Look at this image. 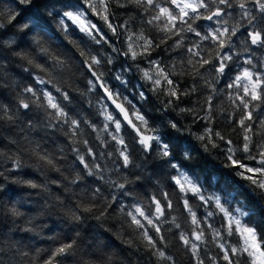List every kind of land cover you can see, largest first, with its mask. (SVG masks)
Returning a JSON list of instances; mask_svg holds the SVG:
<instances>
[{
  "label": "clouds",
  "instance_id": "obj_1",
  "mask_svg": "<svg viewBox=\"0 0 264 264\" xmlns=\"http://www.w3.org/2000/svg\"><path fill=\"white\" fill-rule=\"evenodd\" d=\"M0 264H264V0H0Z\"/></svg>",
  "mask_w": 264,
  "mask_h": 264
}]
</instances>
